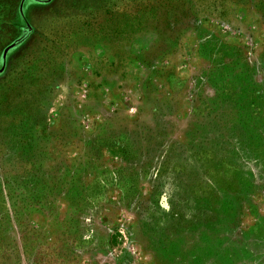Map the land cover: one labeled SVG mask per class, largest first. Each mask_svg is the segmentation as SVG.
<instances>
[{"label":"rangeland","instance_id":"obj_1","mask_svg":"<svg viewBox=\"0 0 264 264\" xmlns=\"http://www.w3.org/2000/svg\"><path fill=\"white\" fill-rule=\"evenodd\" d=\"M0 264H264V0H0Z\"/></svg>","mask_w":264,"mask_h":264},{"label":"trees","instance_id":"obj_2","mask_svg":"<svg viewBox=\"0 0 264 264\" xmlns=\"http://www.w3.org/2000/svg\"><path fill=\"white\" fill-rule=\"evenodd\" d=\"M14 0H12V2H13Z\"/></svg>","mask_w":264,"mask_h":264}]
</instances>
